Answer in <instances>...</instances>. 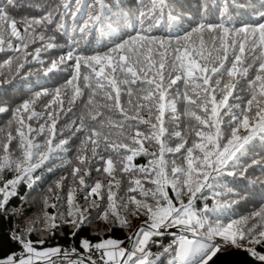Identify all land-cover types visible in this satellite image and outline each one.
<instances>
[{
    "label": "snow or ice",
    "instance_id": "6c2138e0",
    "mask_svg": "<svg viewBox=\"0 0 264 264\" xmlns=\"http://www.w3.org/2000/svg\"><path fill=\"white\" fill-rule=\"evenodd\" d=\"M76 3L79 5L80 0H76ZM18 6V0H4L0 3V52L13 51L22 53L25 58L33 56L39 59L42 50L47 51L57 46L43 43L46 39V26L61 14L60 8L67 13L71 6L64 3L38 17L17 18L15 10ZM214 6V0H200L197 13L200 20L195 27L183 33L157 36L153 34V29L158 26L160 14L168 8L165 0H151L150 7L146 11H139L135 19L131 12L128 19H125L119 5L117 11L111 12L104 0H95L89 6L87 19L79 31L86 34L103 26L108 38L112 40L111 46L106 51H97L93 55H80L76 51L78 42L74 41L66 56L51 62L49 71L54 70L58 64L72 62L69 68L73 74L64 86L70 92L69 103H74L77 97L84 95L82 88L88 90V102L80 127L75 130L86 134L81 141V154L77 157L79 166L72 169L73 178H78L79 184L84 185L86 173H82L88 163L85 153L91 152L93 157L98 156L105 165L97 171L110 177H114L116 172L128 177L127 192L138 193L141 197L137 199V195H130L121 198L118 205L112 191V182L104 185L98 181L90 186V192L86 193L85 198L104 199L101 191L106 188L108 209L103 213L105 219L111 213L120 220L122 226L130 227L128 221L120 217V209L134 216L145 217L136 232L128 238L133 245L131 251L121 246L124 244L123 240L107 238L93 243L85 238L80 242L85 254L81 255L76 248H72L71 253H75L77 259L70 261V264H153L148 259L149 242L154 237H162L165 230L173 228L178 229L180 235L169 248L179 258V264H210L218 253L230 247L243 249L254 256L259 264H264V253L255 248L256 245L264 246V222L255 223L257 220L264 221V206L250 216L236 219L226 215L233 204L238 203L236 200L218 202L212 209L207 205L200 209L196 207V201L205 196L206 190L219 186L222 178L236 175L228 169L242 167L239 161L246 154V146L251 141L259 137L264 142V0H259V7L250 6L255 17L253 21H241L239 26L223 12L218 18L220 22H209L208 14ZM236 7L244 10L241 5ZM175 11V8L167 11L166 18L178 26L182 17L180 14L174 16ZM145 20L149 23L147 28L144 27ZM58 26L63 28L62 23ZM37 42L41 43V47H33L29 51L30 46ZM15 59L18 67L23 68L24 65L19 63L20 56ZM12 62L13 58L10 57L5 64L11 65ZM225 78L227 82L222 84ZM237 78L246 84L249 98L243 107L236 105L239 113H231L226 125L230 133L225 135L221 127L220 109L223 107L231 110L232 105H229L228 100L237 87ZM177 82L185 87L182 99L186 102L185 113L189 118L191 140H184L182 134L176 132L174 135L182 142L173 149L166 147L161 140L165 133L162 118L166 109L176 112L175 102H166L165 93L167 89L177 85ZM142 85L144 87H140ZM121 86H125L123 94L128 97V104L133 105L131 110L136 113L134 116H130L121 104ZM133 86L137 87L135 103L131 99ZM217 92L222 97L219 102ZM40 95L48 93H37V96ZM59 97L60 89L57 88L53 99L46 105L49 109L46 115L51 119L53 135L56 120L51 105L57 104ZM33 104L34 100L26 99L15 107L9 124L15 125L16 136L8 131L4 141L0 142V173L5 170L13 173L12 178L0 182V211L6 210L9 199L17 195L19 184L26 183L28 188L33 187L40 179L33 174L45 164L53 151L51 139L41 145L34 144L33 139L29 138L28 134L43 132L45 129L41 125L34 130L31 124L26 123L41 115L34 111ZM62 105L63 101H59L61 108ZM7 111L8 108L0 106V113ZM143 111H147L148 119L140 115ZM113 115L121 116L127 124L113 122ZM153 119L159 124L153 123ZM141 124L150 129V135L139 130L132 133V129ZM242 130L244 134H241ZM2 131L4 130L0 129ZM113 131L119 132L122 139H110ZM13 139H17L19 143V155L16 156L9 152V144ZM144 140L155 141L159 152L147 153L143 146ZM65 143L61 141L57 147ZM45 147L47 152L44 151ZM182 149L186 153L184 163L177 166L172 162L169 167L164 159L165 153H181ZM140 154L158 156V161H153L151 168L137 167L132 161ZM253 164H264V160L253 159ZM137 173L143 174V183L142 179L135 178ZM240 175H244L243 170ZM144 184L152 187L145 188ZM169 185L175 192V197L169 196L166 190ZM51 191L50 188L49 192ZM73 200L74 197L69 192V204H73ZM92 204H95V200H92ZM86 212L87 209L79 208L75 212H69L72 218L68 223L79 228L87 219ZM213 212L217 213L216 217L208 219ZM45 217L46 223L55 219L47 214ZM250 221L253 222L251 227L248 226ZM33 231L31 226H26L10 232L9 239L18 244L21 251L0 258V264H55L53 257L58 256L62 250L54 247L38 251L30 239ZM189 232L194 238L190 239L186 235ZM73 235H76L75 231ZM39 243L44 241L40 240ZM63 256L68 259L70 253L64 251ZM173 264H176L175 259Z\"/></svg>",
    "mask_w": 264,
    "mask_h": 264
},
{
    "label": "trees",
    "instance_id": "16d2710c",
    "mask_svg": "<svg viewBox=\"0 0 264 264\" xmlns=\"http://www.w3.org/2000/svg\"><path fill=\"white\" fill-rule=\"evenodd\" d=\"M3 2L4 0H0V3ZM104 2L111 12L117 11V6L119 5L122 7L125 19H128L129 12H131L132 18L135 19L139 11H146L150 7L151 0H104ZM64 3H68L71 6L68 12L65 13V10L60 8L61 14L55 16L54 22L47 25L44 32L46 39L43 43L45 45L53 43L57 45L56 47L49 48L47 51L42 50L39 59L33 56L25 58L22 53H15L13 51H8L7 53L0 52V106L8 108L7 112L0 113V129L4 130L0 132V142L4 141L8 131H12L13 136H16L15 125L9 124L13 118V111L24 100L32 99L34 100V104L32 105L34 111L41 115L38 118H33L31 121H26V123L31 124L34 130L39 129L41 125H44L45 129L43 132L34 131L28 134L29 138L33 139L34 144L41 145L46 144V141L51 139V147L53 149L49 159L33 174L34 177L39 176L40 179L36 181L32 188H28L26 183L19 184L17 186V195L9 199L6 210L0 211V258L12 252L17 253L21 251L20 246L9 239V233L17 228L31 226L34 229L30 239L37 249L69 247L82 250L80 242L85 238L91 242L113 238L123 240L124 245L133 247L132 241L128 238L134 234L137 227L145 219L142 215H131L124 209H120V217L126 219L131 225L130 227L122 226L120 220L116 219L111 213H109L108 219H105L103 213L108 209L106 188L101 191L104 199L98 197L85 198L86 193L90 192V186H94L98 181L104 185H107L109 181L112 182V191L115 193L118 205L121 198H126L130 195H137V199L141 198L138 193L127 192L129 186L127 183L128 177L119 172L114 173V177H110L102 171H97V169H102L105 166L100 162L98 156L93 157L91 152L85 153L88 157V163L82 173H86L84 175V185H80L78 178L74 179L72 176V169L79 166L77 157L81 154V141L86 134L83 131L77 132L75 130L80 127V120L84 114L85 105L88 102V90L82 88L84 95L77 97L74 103H69L70 92L64 86L73 74L69 68L72 62L67 61L66 63L58 64L54 70L49 71L52 67L51 62L58 61L61 56H66L67 51L72 49L74 41L78 42L76 44L78 54L93 55L97 51H106L107 47L111 46L112 40L108 38L107 30L103 26L86 34H82L79 31L87 19L90 11L89 6L93 5L95 0H80L79 5H77L76 0H18L19 6L15 10V15L17 18L21 16L38 17L45 14L46 11L58 8ZM165 3L168 8L160 14L158 26L153 29V34L157 36H167L169 33H183L191 27H195L196 23L200 20L197 14L200 0H165ZM214 5V7L210 8L208 14L209 22H220L218 18L223 12L226 14V17L230 16L234 23L239 26L241 21L245 23L253 21L255 17L251 12L250 6L259 7V0H214ZM236 5L243 6L244 10L241 11ZM77 8L79 11H76ZM172 8L176 10L173 13L174 16L180 14L182 17L178 26L166 18L167 11H170ZM131 22L129 21V23ZM61 23L63 24V28L58 26ZM148 26V20H145L144 27L147 28ZM52 37L54 39H49ZM33 47H41V43L37 42L36 45L30 46L29 51H32ZM16 56H20L19 63L24 65L23 68L18 67L15 59ZM10 57L13 58L12 64H5V61ZM81 72H84L83 68ZM249 75H251V71ZM237 80L238 83L236 89L233 91V96L229 97L228 100L229 105H232L231 110L229 111L223 107L220 109L221 127L225 135L230 133V129L226 125L231 113H239V108L236 105L243 107L246 99L249 98L246 84L239 78ZM226 82L227 78L222 80V84ZM177 87H179L178 91L176 90ZM191 87L192 85L190 84L189 88ZM57 88L60 89L59 101H63V105L61 108L59 101L57 104L51 105L53 117L56 120L55 134L53 135L51 119L47 118L46 115L49 111L46 105H49L53 99ZM124 88L125 86H121V104L130 116H134L136 113L131 110L133 105L128 104V97L123 94ZM184 91V85L177 82V85H173L165 93L166 102L168 100L175 102L176 112L173 113L169 109L165 110L162 118V127L165 129V133L161 137V140L165 143L166 147L173 149L182 142L179 137L174 135L176 132H180L184 140H191V136L189 135V118L185 113L186 102L182 99ZM43 92H47L48 95L37 96V93ZM136 92L137 87L133 86V96L131 98L133 103L136 101ZM237 96L238 98H236ZM220 99L222 97L217 92V101L219 102ZM100 102L102 103L103 101ZM140 115L144 119L149 118L147 111L141 112ZM111 119L113 122L118 121L127 124V121H124L119 115H113ZM153 123L159 124L154 119ZM136 130L141 131L145 135L151 134L150 129L142 124L132 129V133L134 134ZM241 134H244L243 130ZM124 135H128V133H124ZM109 138L114 141L122 139L121 134L116 131H113ZM61 141H65L66 143L61 147H57ZM143 146L147 150V153L159 152L155 141L149 142L144 140ZM246 147L247 152L239 161L242 167L228 169L229 172H235L236 175L222 178L219 186L212 190H206L205 196L196 201L198 209L203 208L205 205L209 209H212L218 202L223 203L236 200L238 203L233 204L230 211L226 214L233 219L247 217L261 210V207L264 206V164H253V159L257 161L264 160V142L257 137ZM44 151L47 152V147L44 148ZM97 151L100 152V149H97ZM9 152L13 156L19 155V143L17 139H13L9 144ZM185 155L186 153L183 152V149L181 153L166 152L164 159L168 162L169 167H171L172 162L180 166L184 163L183 157ZM106 158L107 156H105ZM153 161H158V156L140 154L133 159L132 163L137 167L151 168ZM242 170L244 171L243 176L240 175ZM12 176L13 173L5 170L3 173H0V182L12 178ZM135 178L142 179L143 183V174L137 173ZM117 181H119V185H117ZM58 183L59 186H57ZM144 187L150 188L152 185L144 184ZM50 188L52 189L51 192H49ZM166 190L170 197H175V192L172 191L170 185ZM229 190H231L230 195ZM69 192L74 197L73 204H69L68 202ZM92 200H95V204H92ZM52 205H55V207H52ZM76 208L81 210L87 209V219L79 228L68 223V220L72 218L69 216V212H75ZM45 214L55 219L49 220L46 223ZM216 215L217 213L213 212L208 219H214ZM261 222L264 221H255V223ZM252 223L250 221L248 226L251 227ZM53 224L56 226L53 227ZM74 231L76 235H73ZM177 231L179 230L173 228L171 233H176ZM171 236L166 235L164 232V235L158 238L157 245L150 247L151 250L155 248L162 249L158 259L152 261L153 264H173L174 260L170 261L173 249L169 248V245L175 239H172ZM172 237L174 238V236ZM40 240H43L44 243H39ZM255 248L256 251L264 253V246L256 245ZM234 249L228 248V250ZM246 253L259 262L254 256L248 252ZM176 264L178 263L176 262Z\"/></svg>",
    "mask_w": 264,
    "mask_h": 264
},
{
    "label": "water",
    "instance_id": "95a60500",
    "mask_svg": "<svg viewBox=\"0 0 264 264\" xmlns=\"http://www.w3.org/2000/svg\"><path fill=\"white\" fill-rule=\"evenodd\" d=\"M210 264H259V262L255 261L243 250L224 249L210 262Z\"/></svg>",
    "mask_w": 264,
    "mask_h": 264
},
{
    "label": "built area",
    "instance_id": "2783aa9c",
    "mask_svg": "<svg viewBox=\"0 0 264 264\" xmlns=\"http://www.w3.org/2000/svg\"><path fill=\"white\" fill-rule=\"evenodd\" d=\"M171 230H172V229H167V230H165V234H166V235H171V234H172V233H171ZM157 241H158V238H155V237H154L153 240L150 241L149 244H148V246H147V251L149 252L148 259H149L150 261L157 260L158 257H159V255L161 254L162 249H160V248H155V249H153V250L150 249L151 246L157 245ZM93 243H95V242H93ZM172 244H173V243H172ZM172 244H171V245H172ZM121 246L125 248L126 245L123 244V245H121ZM126 247L128 248V246H126ZM60 249L62 250V252H61L58 256H54V257H53V260L55 261V264H70V261L77 259L76 254H75V253H71V249H72V248L64 247V248H60ZM64 251H68V252L70 253V256H69L68 259H65L64 256H63V252H64ZM77 251L80 252L81 255H84V254H85V253L83 252V249H82V250H80V249L78 250V249H77ZM19 252H20V251H19ZM19 252H17V253H19ZM93 258L95 259V257H93Z\"/></svg>",
    "mask_w": 264,
    "mask_h": 264
},
{
    "label": "rangeland",
    "instance_id": "374dc122",
    "mask_svg": "<svg viewBox=\"0 0 264 264\" xmlns=\"http://www.w3.org/2000/svg\"><path fill=\"white\" fill-rule=\"evenodd\" d=\"M201 234H202V233H201ZM171 235L174 236V238L171 236L172 239H176V238L180 235V232L177 231L176 233H172ZM186 235H188L190 239L194 238V237L192 236L191 233H186ZM125 248L128 249L129 251L132 250V246H131V247H128V248L125 246ZM218 254H219V253H218ZM214 258H215V257H214ZM214 258H213V259H214ZM174 259H175L176 262L179 264V258L176 256V254H175V252H174V250H173V254L170 256V261L172 262V260H174ZM210 262H211V261H210Z\"/></svg>",
    "mask_w": 264,
    "mask_h": 264
},
{
    "label": "crops",
    "instance_id": "0c3cea01",
    "mask_svg": "<svg viewBox=\"0 0 264 264\" xmlns=\"http://www.w3.org/2000/svg\"><path fill=\"white\" fill-rule=\"evenodd\" d=\"M47 249H49V248H47ZM38 251H43V250H45V249H37Z\"/></svg>",
    "mask_w": 264,
    "mask_h": 264
}]
</instances>
